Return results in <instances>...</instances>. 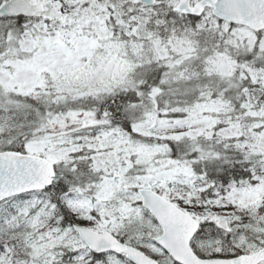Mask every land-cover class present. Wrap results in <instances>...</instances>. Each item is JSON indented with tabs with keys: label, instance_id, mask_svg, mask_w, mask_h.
<instances>
[{
	"label": "snow or ice",
	"instance_id": "snow-or-ice-1",
	"mask_svg": "<svg viewBox=\"0 0 264 264\" xmlns=\"http://www.w3.org/2000/svg\"><path fill=\"white\" fill-rule=\"evenodd\" d=\"M0 264H264V0H0Z\"/></svg>",
	"mask_w": 264,
	"mask_h": 264
}]
</instances>
